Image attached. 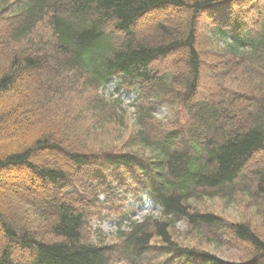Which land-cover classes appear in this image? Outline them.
<instances>
[{
	"label": "trees",
	"instance_id": "1",
	"mask_svg": "<svg viewBox=\"0 0 264 264\" xmlns=\"http://www.w3.org/2000/svg\"><path fill=\"white\" fill-rule=\"evenodd\" d=\"M113 79L139 90L122 143ZM144 195L161 215L135 221ZM243 195L248 219L200 209ZM0 264H264V0H0Z\"/></svg>",
	"mask_w": 264,
	"mask_h": 264
},
{
	"label": "rangeland",
	"instance_id": "2",
	"mask_svg": "<svg viewBox=\"0 0 264 264\" xmlns=\"http://www.w3.org/2000/svg\"><path fill=\"white\" fill-rule=\"evenodd\" d=\"M174 17H179L178 12L173 13ZM206 15H202L200 19L198 20V28L207 29L211 25L210 18H205ZM207 19V20H206ZM209 20V21H208ZM224 42H222L223 44ZM221 44V45H222ZM204 49H207L206 47H203ZM206 54V53H205ZM211 56V55H210ZM176 60H174L175 64ZM173 64V62L171 63ZM213 75L209 73H203V78L200 80V90H209V88L212 86V80ZM23 82H28L27 77L23 79ZM103 94L108 97L110 100L116 99V97H119L120 101V109H119V115L121 116L120 120L121 123H116L113 127L108 126L104 129L107 136L105 137V140L107 143H122L126 140L129 134L134 133L137 130V122H136V112H135V106H133V94H125V95H117L113 89V85H108L102 89ZM135 94V93H134ZM154 116L157 119L164 120L168 116V112L166 107H160L157 108L154 111ZM95 141L98 142V138H95ZM94 142V143H96ZM259 160L261 161V157H254L253 161ZM7 175H20L22 174L21 171H6ZM26 174V173H25ZM27 175V174H26ZM4 184V183H3ZM5 186H10L9 182H5ZM128 201L131 203V199L128 198ZM239 204V203H238ZM235 201H226L221 199H206L204 200L201 205L200 209H207V210H213L215 213L220 214L224 216L226 219L230 220H242V219H248L252 213V209L246 207L245 198L244 195L242 196V200L240 202V207ZM159 215V208L152 206L148 200L143 199L142 203L136 207L134 217L137 220L142 219L146 215ZM93 228H100V231L108 236L109 238H112V235L115 234V231L117 229V224L113 219H103L100 222L93 223ZM126 229V227L124 226ZM176 236L178 237V240L183 243H192L197 245H204V243L197 239L194 236H191L186 232V227L183 225V223L179 222L177 224L176 228ZM207 247V246H206ZM214 252L219 254L221 257L225 259L229 258H235V256L238 254L237 252L233 251L232 249L228 247H221L220 249H214ZM246 257H249V251L246 253Z\"/></svg>",
	"mask_w": 264,
	"mask_h": 264
}]
</instances>
